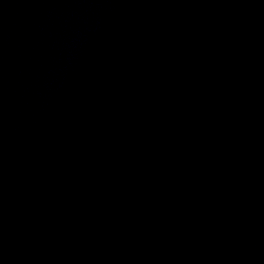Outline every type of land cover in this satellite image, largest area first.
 <instances>
[{"label": "water", "instance_id": "95a60500", "mask_svg": "<svg viewBox=\"0 0 264 264\" xmlns=\"http://www.w3.org/2000/svg\"><path fill=\"white\" fill-rule=\"evenodd\" d=\"M0 264H264V0H0Z\"/></svg>", "mask_w": 264, "mask_h": 264}]
</instances>
